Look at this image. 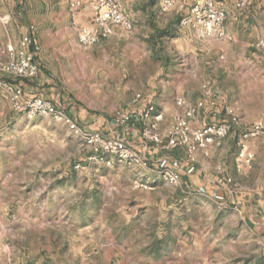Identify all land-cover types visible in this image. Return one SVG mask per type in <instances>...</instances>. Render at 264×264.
<instances>
[{"label":"rangeland","instance_id":"374dc122","mask_svg":"<svg viewBox=\"0 0 264 264\" xmlns=\"http://www.w3.org/2000/svg\"><path fill=\"white\" fill-rule=\"evenodd\" d=\"M19 7L42 53L39 75L18 82L59 99L85 132L107 133L165 66L166 39L123 31L85 48L55 38L50 16L31 4ZM247 143L251 165H223L235 191L159 180L136 188L147 181L140 170L91 160L96 152L64 120L18 112L0 90V264H264V133Z\"/></svg>","mask_w":264,"mask_h":264},{"label":"crops","instance_id":"0c3cea01","mask_svg":"<svg viewBox=\"0 0 264 264\" xmlns=\"http://www.w3.org/2000/svg\"><path fill=\"white\" fill-rule=\"evenodd\" d=\"M24 1L31 4L30 10L35 16H50L51 32H55V38L62 42L70 40L78 44L79 27L91 24L96 13L95 0H83L76 15L69 10V0H0V52L9 44L18 48L29 26L35 24H27L25 15L20 11V16L15 14V7L19 9ZM196 1L174 0V7L162 12L159 0H140L136 3L125 0V11L135 25L131 33L145 36L153 44L166 39L164 68L152 76L149 89L136 92L133 97L142 93L144 104H154L157 111L162 112V130L171 127L175 117L185 111V107L178 105L177 98L183 97L187 104H195L203 94V84L207 82L221 93V99L215 108L207 105L201 109L195 125L211 122L215 119L214 112H217V118H221L228 105H239L243 126L232 132L221 147L210 148L208 155L198 152L197 171L183 175L182 187L189 191L195 188L231 192L236 190L232 182H220L221 178L230 177L223 165L228 160L236 161L241 130L245 125L256 122L258 113L264 112V51L254 46L255 42L264 38V0H250L245 7H239L238 0H215L216 5L226 12V31L233 36V40L201 38L194 29L180 24L181 17L189 12ZM5 4L11 7H2ZM123 31L116 28L111 36ZM36 39L39 46L36 59L41 69L42 46L38 27ZM54 101L62 106L59 99ZM142 125L140 122L134 127L118 126L112 122L106 124L105 130L107 134L124 137L137 151L153 161L148 168L127 165L140 170L147 179L145 182L153 184L162 181L155 165L158 158L170 154L185 160L186 156L183 149L168 151L153 142L146 144L141 134Z\"/></svg>","mask_w":264,"mask_h":264},{"label":"built area","instance_id":"2783aa9c","mask_svg":"<svg viewBox=\"0 0 264 264\" xmlns=\"http://www.w3.org/2000/svg\"><path fill=\"white\" fill-rule=\"evenodd\" d=\"M128 1L136 3L140 0ZM249 1L238 0L237 5L245 7ZM159 3L162 12H168L174 7V0H159ZM82 5L83 0H69V10L73 15L79 12ZM94 8L96 13L92 23L79 27L78 45L81 47L88 48L98 44L111 36L116 28L130 32L135 27L133 19L125 11V0H95ZM226 18L225 10L218 7L215 0H197L189 12L181 17L180 24L194 29L201 38L233 40V36L226 31ZM36 33L37 25L31 24L18 48L9 44L0 52V90L7 94L14 110L31 116L46 114L64 120L96 152L90 157L91 160L103 161L107 165L118 162L150 167L153 161L137 151L124 137L101 131L85 132L66 114L58 101L46 100L25 91L18 80L34 79L40 72V64L36 59L39 51ZM254 46L264 51V38L255 42ZM143 99L142 93H137L131 101V108L116 113L114 124L134 127L141 122V134L146 144L153 142L168 151H185V160L165 154L155 161L161 180L172 188L182 187L183 175H191L197 171L198 152L208 155L210 148L221 147L227 137L244 124L239 105L226 106L221 118H217V112H214L215 119L211 122L200 126L194 124L201 109L207 105L215 108L221 99V93L214 90L209 82L203 84V94L195 104H187L183 97L177 98L178 105L185 107V111L177 115L173 125L165 130L160 128L162 112H158L154 104H144ZM262 133L264 117L245 125L241 130L238 141L240 148L236 157L238 170L251 165L254 159V152L249 150L247 141ZM220 182L229 183L232 178H221ZM134 184L136 188H152L148 182L136 180ZM215 197L226 203L224 195L217 193Z\"/></svg>","mask_w":264,"mask_h":264}]
</instances>
